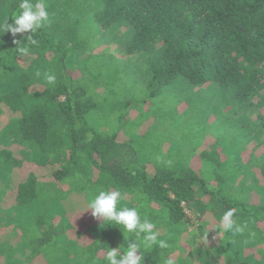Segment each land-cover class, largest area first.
Here are the masks:
<instances>
[{
  "label": "trees",
  "instance_id": "16d2710c",
  "mask_svg": "<svg viewBox=\"0 0 264 264\" xmlns=\"http://www.w3.org/2000/svg\"><path fill=\"white\" fill-rule=\"evenodd\" d=\"M19 3L0 0V23ZM44 3L49 20L27 57L14 43L27 33L0 35V264H107L109 247L129 241L84 210L100 190H120L118 209L136 207L168 244L142 264H264V0ZM113 70L143 79L148 95L124 89L104 120ZM164 93L204 120L225 116L218 128L237 133L233 150L222 135L194 155L174 144L147 152L142 123L154 130L149 99ZM229 209L242 232L222 230Z\"/></svg>",
  "mask_w": 264,
  "mask_h": 264
},
{
  "label": "clouds",
  "instance_id": "9594fccd",
  "mask_svg": "<svg viewBox=\"0 0 264 264\" xmlns=\"http://www.w3.org/2000/svg\"><path fill=\"white\" fill-rule=\"evenodd\" d=\"M19 11L0 23V35L10 32L15 38L17 34L27 33V43L20 39H15L17 54L20 57H27L30 48L25 45L35 46L38 41L34 34L49 20V12L44 0H20ZM0 43H3L0 40ZM48 84H54L56 76L45 74ZM124 199V194L120 190H100L91 195L87 207L91 209V215L103 223L117 225L124 233L128 244L119 247H109L104 259L107 264H142L144 251L153 246L160 248L168 247L166 241L158 239L159 233L155 231V225L148 219H141V215L136 207H121L117 205ZM83 210V211H84ZM235 209H229L223 213L220 225L225 232H242L243 229L237 225L234 219ZM142 250V251H141ZM166 264H174V260L169 258Z\"/></svg>",
  "mask_w": 264,
  "mask_h": 264
},
{
  "label": "rangeland",
  "instance_id": "374dc122",
  "mask_svg": "<svg viewBox=\"0 0 264 264\" xmlns=\"http://www.w3.org/2000/svg\"><path fill=\"white\" fill-rule=\"evenodd\" d=\"M101 48V47H99ZM99 48H94L93 52H97L100 49ZM112 48L111 50H115L113 52L118 53V44L113 42L110 46ZM108 69L111 70L112 66L110 64H107ZM114 70L109 73V78L105 80V85L102 87L104 91L101 94V100H103L101 113H99L102 119H106L103 117L102 113H105L107 115L111 116L112 112V107L113 104L112 102H115L114 97H119V95H122L125 97V94L123 90L128 91V96L135 98V96H138V94H141L142 96L146 97L147 91V83L143 81V79H137L136 77L130 76L125 77V78H114ZM113 80V81H112ZM194 86V85H193ZM191 86L190 89L191 91L195 92L199 88V86ZM143 87V88H142ZM137 88V91L135 90ZM176 88H180L176 86ZM174 91V90H173ZM203 93L207 96H209V99L217 101H225V98L220 97L222 94L218 95V97H213L209 91L203 89ZM172 95V93H168ZM195 94L191 96L192 100L195 98ZM129 99V98H128ZM149 103L151 106H149V111L152 112L150 116H154L156 118V121H154L155 128L154 130H151L149 128L148 121L143 122V126L146 127L144 131H148V135H146V138L143 137L144 139V146L147 149V152L149 149L155 148V153H166L167 149L165 146H170V144L176 145L178 148L183 149V154H193L194 155V150L198 149L201 146V143L206 136L212 138L216 137L217 139L220 138L222 135L227 138L225 140L224 145H226V148L232 149L231 145H235V136L236 132L234 131H224L222 128H218V126L222 122H226V117L223 115H214L213 119H209V116L207 117L206 120H204V113L202 112H193L191 108L187 109L188 107L181 109L180 106L182 103L188 104V101L186 100V97L182 99V102L177 100L172 97V96H166L165 93L162 95H157L152 99H149ZM117 103V102H115ZM178 103V104H177ZM163 107H167L168 113L164 114L163 112ZM178 108V111H175V109ZM137 109V108H136ZM147 110V109H146ZM184 110V111H183ZM119 111V108H118ZM132 111V109L130 110ZM137 111V110H136ZM148 111V110H147ZM182 111V112H181ZM132 113V112H131ZM118 115V114H117ZM164 117V118H163ZM133 118V117H131ZM108 119V118H107ZM111 120V118H109ZM151 120V118H149ZM148 119V120H149ZM209 119V120H208ZM217 119V120H216ZM132 120H130L131 122ZM138 121V120H137ZM142 126V127H143ZM217 130L215 133L213 132ZM136 133L144 134L145 132H141L142 128L140 130V126L136 129ZM202 136L203 139H202ZM239 136V135H238ZM234 140V142H233ZM157 145V146H155ZM222 145V146H224ZM173 149V147H171ZM171 149V150H172ZM233 150V149H232ZM235 154H237L238 149L236 148L234 150ZM10 177H14L12 173H10ZM191 229H195L194 226Z\"/></svg>",
  "mask_w": 264,
  "mask_h": 264
}]
</instances>
